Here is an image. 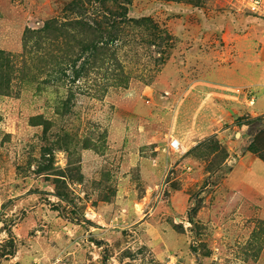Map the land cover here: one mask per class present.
I'll use <instances>...</instances> for the list:
<instances>
[{
    "label": "rangeland",
    "instance_id": "obj_1",
    "mask_svg": "<svg viewBox=\"0 0 264 264\" xmlns=\"http://www.w3.org/2000/svg\"><path fill=\"white\" fill-rule=\"evenodd\" d=\"M70 1L0 0V264H264V17Z\"/></svg>",
    "mask_w": 264,
    "mask_h": 264
},
{
    "label": "trees",
    "instance_id": "obj_2",
    "mask_svg": "<svg viewBox=\"0 0 264 264\" xmlns=\"http://www.w3.org/2000/svg\"><path fill=\"white\" fill-rule=\"evenodd\" d=\"M71 2V8L72 10H77V9H85L87 3L89 4H95V3H99V2H102V5H103V8L104 10H108L109 11V15L110 14H113L114 16L117 15L118 17H124L127 13L125 7H122V11L118 10V11H112V9L108 8L107 7V0H72L70 1ZM123 6V5H122ZM105 17H107V15H105ZM99 23V28L100 30L102 29V24L100 22ZM98 23H95L98 27ZM106 24V23H104ZM107 24H110L109 22H107ZM71 27V28H78L77 30V33L80 35L81 38H75L76 36L75 35H71L69 33V28L68 27ZM115 28H118V26H115L113 25ZM68 28V29H67ZM42 30V31H41ZM40 31L45 33V37L47 38H58V35H64L63 32H66L68 35H70V39H67L70 41L72 40H80V39H85V41L88 43L87 45H84V41L81 40L80 42V47L83 51L87 50L88 47H92L93 50H94V47L96 44L100 43L101 42V46L103 47L104 49V45L105 43L102 42V37H98L95 35V32L97 31L96 28H94L92 26L91 23L88 22V20H76V21H73V22H68L66 23L63 27H57L56 25L54 24H47L45 25ZM39 32V31H38ZM58 34V35H57ZM31 35H33V33L29 30V32L26 33L25 35V45L27 46L28 44V38H31ZM96 41V42H95ZM95 42V43H94ZM28 47V46H27ZM84 47V49H83ZM3 53V52H1ZM1 58V57H0ZM1 60L3 62H0V92H2L3 88H4V83L5 82H10V79L11 77H8L6 78L4 81H3V75H4V70H1V68H9V69H13L14 70V66L11 62V60H9L8 58L6 59V61L3 60V58H1ZM12 64V65H11ZM61 65V64H59ZM9 71V70H8ZM67 105H68V102H67ZM42 117L39 116L37 117L36 119L39 121ZM43 122V121H42ZM39 124H43L41 123V121H39ZM58 179V178H57ZM58 180H61V179H58ZM58 196H63L59 193H57Z\"/></svg>",
    "mask_w": 264,
    "mask_h": 264
},
{
    "label": "built area",
    "instance_id": "obj_3",
    "mask_svg": "<svg viewBox=\"0 0 264 264\" xmlns=\"http://www.w3.org/2000/svg\"><path fill=\"white\" fill-rule=\"evenodd\" d=\"M246 8L254 15L264 17V0H242ZM254 103V99L251 102ZM168 148L174 153L181 152L182 143L177 138H171L168 143Z\"/></svg>",
    "mask_w": 264,
    "mask_h": 264
},
{
    "label": "crops",
    "instance_id": "obj_4",
    "mask_svg": "<svg viewBox=\"0 0 264 264\" xmlns=\"http://www.w3.org/2000/svg\"><path fill=\"white\" fill-rule=\"evenodd\" d=\"M256 105V102L254 101V106ZM251 111L253 112V114H260L258 110L254 109L252 107Z\"/></svg>",
    "mask_w": 264,
    "mask_h": 264
},
{
    "label": "bare ground",
    "instance_id": "obj_5",
    "mask_svg": "<svg viewBox=\"0 0 264 264\" xmlns=\"http://www.w3.org/2000/svg\"><path fill=\"white\" fill-rule=\"evenodd\" d=\"M254 104V103H253Z\"/></svg>",
    "mask_w": 264,
    "mask_h": 264
}]
</instances>
